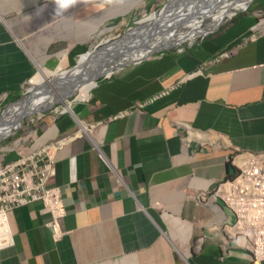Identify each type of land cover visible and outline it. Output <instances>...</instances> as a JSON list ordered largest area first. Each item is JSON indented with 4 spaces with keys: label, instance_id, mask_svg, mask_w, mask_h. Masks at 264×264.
<instances>
[{
    "label": "crops",
    "instance_id": "1",
    "mask_svg": "<svg viewBox=\"0 0 264 264\" xmlns=\"http://www.w3.org/2000/svg\"><path fill=\"white\" fill-rule=\"evenodd\" d=\"M73 1L55 8L105 17L124 0ZM255 22L235 20L115 70L73 103V114L41 116L37 146L67 138L50 179L65 206L64 233L52 237L40 201L18 206L8 213L13 243L0 248V264H251L249 250L222 229L234 213L207 193L231 174L226 160L234 152H264V29L251 36ZM8 27L0 25L7 97L43 66ZM73 45L71 55L80 49ZM201 192L206 198L197 202Z\"/></svg>",
    "mask_w": 264,
    "mask_h": 264
},
{
    "label": "rangeland",
    "instance_id": "2",
    "mask_svg": "<svg viewBox=\"0 0 264 264\" xmlns=\"http://www.w3.org/2000/svg\"><path fill=\"white\" fill-rule=\"evenodd\" d=\"M54 1L56 2L54 3ZM58 1L59 0H0V13H4L3 18L5 20H11V27L9 28L1 19L0 25L4 26L6 29L8 27L10 33L19 43H22L26 51H28V55L34 62L37 63L40 59L43 60V66H41V68L54 70L58 64L61 65V69H58L57 67V72L59 70L72 68L77 62L76 58L79 54L91 50L97 45L108 44L109 42L120 38L123 34L129 32L135 27L139 28V25L135 23L136 21H140L144 16H147L150 13L159 11L163 4L173 2V0H139V2L136 0L135 4L131 6L130 4H132V0H124L120 3L121 5L118 11L113 15L104 17L106 13L100 12L92 17H90L91 15H88L82 18H75L70 15L68 17L67 13L69 11L57 10L55 4H57ZM64 1L65 0H63V2ZM66 1L69 2V0ZM82 1L83 0H77L78 3ZM242 2V6L239 7L240 9L235 10L231 17L224 18L220 23L216 24L215 27L212 25L211 30H208L209 32L204 35H197L194 40H192L193 43L200 38L221 33L235 20L245 21L250 17H254L256 19L255 23L260 20L261 22L263 21L264 5H258L254 0H251L249 4L247 3L248 0H243ZM184 8L185 6H181V10ZM209 21V19H205L201 26L204 28ZM144 23L146 22L141 24ZM255 26H257V24L253 25L251 28H254ZM183 28L184 26L180 24L179 29ZM26 36L29 37V39L23 41V37ZM187 42L189 43V39L183 40L180 45L174 46L172 49L189 46ZM45 43L47 44V47L42 49ZM72 44H74L73 47L80 49L77 53L71 55L67 51L68 47ZM157 51H155L153 55L160 53L162 50ZM63 52H65V54L60 58L49 57L44 59V57L49 54H61ZM67 54L72 58L70 61L69 57L67 60ZM36 68L37 67L35 66L33 73H35ZM28 86L26 80L20 93H24ZM73 89H75V86ZM75 96H77L76 91L70 94L67 99L73 100ZM18 99L19 96L15 99H5V95L0 94V114L7 106H9V103ZM64 102H66V100L63 102L58 101L53 107L42 113H34L22 117L18 126H16L15 123L13 125L11 124L12 127L10 129L0 134L1 137L5 136L0 138V155L3 154L2 152L5 149L11 147L17 138H24L27 129L35 131L38 134L37 130L39 128V123L42 120L40 119L41 116L42 118L44 115L51 116V114L55 113L54 107L59 106L58 108H60L64 105ZM25 144L27 145L28 141H26ZM13 153L14 152L3 158L8 157L9 159L14 156Z\"/></svg>",
    "mask_w": 264,
    "mask_h": 264
},
{
    "label": "built area",
    "instance_id": "3",
    "mask_svg": "<svg viewBox=\"0 0 264 264\" xmlns=\"http://www.w3.org/2000/svg\"><path fill=\"white\" fill-rule=\"evenodd\" d=\"M260 24L264 28V22ZM64 142L65 139H58L45 143L8 162L0 157V248L12 244L10 210L37 200L50 215L46 225L53 238L62 235L60 221L65 206L59 187L50 185L49 180L54 174L55 154ZM230 163L235 173L218 182L211 195L218 196L235 216L234 222L223 224L222 229L230 232L238 246L249 250L251 264H260L264 258V152L237 151ZM196 198L197 202L204 201L206 193L201 192Z\"/></svg>",
    "mask_w": 264,
    "mask_h": 264
},
{
    "label": "bare ground",
    "instance_id": "4",
    "mask_svg": "<svg viewBox=\"0 0 264 264\" xmlns=\"http://www.w3.org/2000/svg\"><path fill=\"white\" fill-rule=\"evenodd\" d=\"M185 4H179L176 9L173 6H163L159 11L150 13L147 16H144L139 22H150L154 24H158L156 27L157 32L153 33V37L147 41V44H144V40L133 39L128 41L131 44H137L139 50L135 53H125L126 55L123 57H119L117 59H105L106 62L102 63L105 57V51L101 49L97 54L92 55L89 51L81 53L77 56V65L73 68V70L69 73H66V70L61 69V65H57L56 69L48 70L47 68H41V66L37 67V70L33 75L27 80L29 88L33 85L41 84V83H49L52 78H61L64 76L74 77L79 76L81 78H85L86 76L92 74L93 72H101L105 71V73H109L111 71L110 67L106 68L112 63H119L123 60L136 57L139 58L141 55H144L148 49L155 48L156 46L172 43V42H180L185 39H189L192 42L197 35L205 34L208 30H211L212 25L215 27L216 24L220 23L224 18L231 17L235 10L240 9L242 6L243 0H184ZM249 1V0H248ZM169 6V7H168ZM181 6H185L183 10H181ZM191 14V16H189ZM197 15V16H193ZM205 19H209V23L205 25L203 28L201 26L202 22ZM182 24L184 26L183 29H179V25ZM210 26V27H209ZM124 35V34H123ZM141 37V36H140ZM130 39V38H129ZM137 41H140L137 43ZM126 39L120 41V43L124 44ZM188 44V42H187ZM113 44H108L107 47L111 49ZM142 46V48H140ZM146 46V48H143ZM160 51V50H159ZM158 52V51H157ZM90 59V60H89ZM61 60V59H60ZM100 66V68H98ZM94 82H82L74 84L75 91L77 93L76 99L83 100L86 99L89 90L92 86H94ZM72 86V87H73ZM51 87V93H47L45 95L37 94L30 103L26 104L24 101H18L14 104L7 106L5 112L3 114L4 123L0 124V134L10 129L12 125L9 124L11 120H15L17 116L21 115L24 112H28L32 106L35 107L37 105H47L51 104L54 99H58L60 97V89L57 91L54 87ZM71 101H67L64 105V109L71 110Z\"/></svg>",
    "mask_w": 264,
    "mask_h": 264
},
{
    "label": "water",
    "instance_id": "5",
    "mask_svg": "<svg viewBox=\"0 0 264 264\" xmlns=\"http://www.w3.org/2000/svg\"><path fill=\"white\" fill-rule=\"evenodd\" d=\"M250 1L251 0H249L247 3L249 4ZM179 4L184 5L185 1L184 0H173V2L165 3V4H163V6L169 5V6H173V8L176 9V7ZM189 16H191V14ZM193 16H197V15H193ZM135 23L139 25V28L135 27V28L131 29L129 32H126L120 38H117V39L109 42L108 44H113L111 49H109V47H107L108 44L97 45L93 49L90 50L92 55L97 54L101 49H103L106 53H105V57H104V60L102 61V63H105L106 62L105 59L110 58V60H112V59L115 60L119 57L124 58V56L126 55L125 53H135L136 51L139 50L137 44H131V43H128V41H131L133 39H139V40L143 39L144 40L143 43L148 45L147 41L153 37L154 32L158 31V30H156V27L158 24H154V23H150V22H146L144 24H141V23H139V21H136ZM201 35H204V34H201ZM125 39H126V42L124 44L120 43V41H123ZM138 42H140V41H137V43ZM181 42L182 41L162 44V45L156 46L155 48L148 49L147 52L144 55H141L139 58H137V57L135 59H133V58L127 59L126 58L125 60H123L122 62H119L118 64L112 63L106 67V68L110 67L111 71L109 73H105V71L93 72L92 74L86 76L85 78H81L80 75L74 76L72 78L69 76H64L61 78H59V77L58 78H52L48 84L47 83H41V84L33 85L29 88V90H27L24 94H22L18 100L13 101L9 105L14 104L18 101H24V102H26V104H28V103H30V101H32V99H34L36 97L37 94H40V95H45L47 93L50 94L51 93V91H50L51 87L50 86L54 87V89L56 91H57V89H60V94H59L60 97L58 99H54L51 102V104H47V105H43V106L37 105L35 107L32 106V108L28 112H24L21 115L17 116L16 119L11 120L9 122V124L15 123L16 126H18L20 124V119L22 117H24L26 115L33 114V113L43 112V111L53 107L54 104L58 101L63 102L64 100L67 99V97L70 94L75 92V90L73 89L74 84L82 83V82H90V81L94 82V84H95L99 78L109 76L115 70L121 69V68H123L129 64L136 63V61L137 62L141 61L142 59L152 55L157 50L170 49L174 46L181 44ZM140 48H142V46ZM143 48H146V46H144ZM76 65H77V62L75 63V65L72 68L67 69L66 73L71 72ZM98 68H100V66H98ZM4 112H5V110H3L0 114V124L4 123V120L2 118ZM2 137L0 136V138H2ZM229 170L231 173L234 172V168L232 166L229 167Z\"/></svg>",
    "mask_w": 264,
    "mask_h": 264
},
{
    "label": "clouds",
    "instance_id": "6",
    "mask_svg": "<svg viewBox=\"0 0 264 264\" xmlns=\"http://www.w3.org/2000/svg\"><path fill=\"white\" fill-rule=\"evenodd\" d=\"M254 18V17H253ZM255 19V18H254ZM2 20V19H1ZM3 21V20H2ZM255 21H256V19H255ZM260 22H261V20L260 21H258L257 23H255V24H257V26H255L254 28H251V36H254L255 34H256V32H260V31H262L264 28L262 27V24H260ZM262 22H264V19H263V21ZM254 24V25H255ZM189 42H191V41H189ZM182 43V42H181ZM180 45V44H179ZM170 49H172V48H170ZM170 49H167V50H170ZM178 49V48H177ZM179 49H181V47H179ZM89 51V50H88ZM163 51H166V50H162L161 52H163ZM160 52V53H161ZM80 55V54H79ZM153 55V54H152ZM149 57V56H148ZM143 60V59H142ZM130 65V64H129ZM36 66V65H35ZM37 69V68H36ZM113 73V72H112ZM111 73V74H112ZM110 74V75H111ZM33 75V74H32ZM31 75V76H32ZM30 76V77H31ZM29 77V78H30ZM28 78V79H29ZM101 78H103V77H101ZM101 78H99V79H101ZM27 79V80H28ZM98 79V80H99ZM97 80V81H98ZM96 84V83H95ZM92 88V87H91ZM90 88V89H91ZM25 92H26V90H25ZM24 92V93H25ZM23 92L22 93H19L18 94V96H19V98H20V96L22 95V94H24ZM5 95V94H4ZM18 96H12V98L11 99H15V98H18ZM9 97H11V96H5V99H9ZM10 100V99H9ZM79 99H76V96L73 98V100H68V99H66V102L67 101H72L73 103H75L76 101H78ZM66 102H64V105H65V103ZM12 103V102H11ZM10 104V103H9ZM64 105L63 106H61L60 108H58L59 106H55L54 108H55V113L54 114H59V113H64V112H68V113H72L73 114V112H72V108H71V110H68V109H64ZM73 105V104H72ZM7 108V107H6ZM40 113H42V112H40ZM34 114V113H33ZM31 115V114H30ZM122 115V113H119V114H117V115H115L114 117H118V116H121ZM7 136V135H6ZM41 136H42V134L40 135V134H37L35 131H31L30 129H27V131L25 132V136H24V138L23 137H19V138H21L20 139V141H19V144L17 143L16 145H15V141L16 140H18L19 138H17L15 141H14V143H13V145L11 146V147H8L7 149H5L2 153L3 154H1L0 155V157L3 159V161H6V162H8V161H10V160H13V159H15L16 157H18L20 154H26V153H28V152H30V151H32V149H36V148H38V147H41L43 144H45V143H48V142H51V141H54V140H58V139H65V142H66V140H67V138H54V139H51V140H48V141H44V142H42L41 143V145H36V142H38V140L41 138ZM3 137H5V136H3ZM2 137V138H3ZM8 138V137H7ZM6 138V139H7ZM26 141H28V144L26 145L25 144V142ZM65 142H64V144H65ZM63 144V145H64ZM62 148V147H61ZM60 148V149H61ZM59 149V150H60ZM58 151V150H57ZM12 152H14L13 154H14V156H12V157H10L9 159H8V157H5V158H3L4 156H8L9 154H12ZM57 153V152H56ZM11 156V155H10ZM232 156V155H231ZM230 156V157H231ZM230 157L226 160V161H228L227 163L229 164V167L230 166H232L231 165V163H230ZM55 160H56V154H55ZM54 164H55V162H54ZM233 167V166H232ZM234 168V167H233ZM235 173V168H234V172L233 173H231V174H229L226 178H228V177H231L233 174ZM53 176H54V174H53ZM52 176V177H53ZM51 177V178H52ZM50 178V179H51ZM225 178V179H226ZM224 180V179H223ZM222 181V180H221ZM218 183V182H217ZM216 183V184H217ZM49 184L50 185H54V184H51L50 183V180H49ZM215 184V185H216ZM56 186V185H55ZM58 187V186H57ZM215 187V186H214ZM213 187V188H214ZM212 191H213V189H212ZM212 191L211 192H208L207 193V195H210V196H212L211 195V193H212ZM61 193V192H60ZM62 197V196H61ZM214 197H216V196H214ZM37 201H40V200H37ZM63 201V200H62ZM34 202V201H33ZM41 202V201H40ZM223 202V201H222ZM29 203H31V202H29ZM28 204V203H27ZM41 204H42V202H41ZM25 205V204H24ZM24 205H20V206H24ZM63 205H64V203H63ZM226 206V205H225ZM16 207H18V206H16ZM16 207H14V208H16ZM13 208V209H14ZM64 209H65V207H64ZM41 210H42V207H41ZM11 211V210H10ZM43 211V210H42ZM44 212V211H43ZM47 213V212H46ZM65 215V214H64ZM9 223V222H8ZM47 224V223H46ZM10 227V226H9ZM49 228V227H48ZM50 229V228H49ZM51 230V229H50ZM10 231H11V229H10ZM63 231V230H62ZM51 233H52V231H51ZM63 233H64V231H63ZM63 233H62V235H63ZM11 235H12V232H11ZM61 235V236H62ZM60 236V237H61ZM53 237V236H52ZM232 238V237H231ZM12 243H13V240H12ZM12 245V244H11ZM10 245V246H11ZM6 247H8V246H6ZM2 248H4V247H2ZM250 253V252H249ZM251 255V254H250ZM261 264V263H260Z\"/></svg>",
    "mask_w": 264,
    "mask_h": 264
},
{
    "label": "trees",
    "instance_id": "7",
    "mask_svg": "<svg viewBox=\"0 0 264 264\" xmlns=\"http://www.w3.org/2000/svg\"><path fill=\"white\" fill-rule=\"evenodd\" d=\"M254 2L257 3L258 5H261V4L264 5V0H254ZM16 96H18V94ZM11 98H12V96L9 97V99H11ZM227 165L229 166L228 163H227Z\"/></svg>",
    "mask_w": 264,
    "mask_h": 264
}]
</instances>
